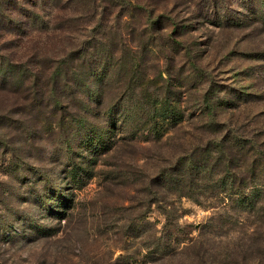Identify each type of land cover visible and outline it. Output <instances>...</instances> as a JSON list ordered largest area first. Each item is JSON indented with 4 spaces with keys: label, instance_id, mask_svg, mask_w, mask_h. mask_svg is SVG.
I'll list each match as a JSON object with an SVG mask.
<instances>
[{
    "label": "rangeland",
    "instance_id": "obj_1",
    "mask_svg": "<svg viewBox=\"0 0 264 264\" xmlns=\"http://www.w3.org/2000/svg\"><path fill=\"white\" fill-rule=\"evenodd\" d=\"M176 2L168 8L179 25L186 24L175 34L180 50L168 47L158 58L145 56L140 72L155 76L149 89L155 95L162 85L157 75L163 72L166 79V71L170 73L169 96L177 98L178 112L184 114L180 125L165 128L158 139L117 141L88 164L81 184L66 188L62 164L48 155L50 132L38 144L45 152L42 159L29 158L20 152L25 144L14 139L7 121H0V264H264V209L236 214L226 199L213 197L218 191L205 190L199 201L164 192L162 204L142 192L149 180L174 168L193 147L206 144L211 132L194 129L200 112H213L215 136L236 130L264 145L263 26L247 20L248 12L236 1L229 2L238 20L227 26L211 22L210 15L199 16L193 5ZM45 12L41 26L1 30L0 49L17 57L59 49L58 36L53 37L59 12ZM86 30L73 32L77 42L93 28ZM13 155L18 174L11 173ZM40 171L46 172L51 191L73 194V207L61 220L30 197V186L40 190ZM210 220L212 226H207Z\"/></svg>",
    "mask_w": 264,
    "mask_h": 264
},
{
    "label": "trees",
    "instance_id": "obj_2",
    "mask_svg": "<svg viewBox=\"0 0 264 264\" xmlns=\"http://www.w3.org/2000/svg\"><path fill=\"white\" fill-rule=\"evenodd\" d=\"M178 1L197 7L199 16L210 15L219 26L238 20L230 0H0V31L41 26L48 8L59 12L53 28L59 49L23 57L0 49V112H24L16 118L0 115V121L6 120L14 139L25 144L20 152L42 159L45 152L38 146L49 131L50 160L62 164L65 187H77L90 171L88 164L117 141L158 139L165 128L180 125L184 114L178 112L177 98L169 96L170 73L166 71V79L163 72L157 75L162 85L155 95L149 92L155 76L140 72L145 56L156 58L168 47L180 50L175 34L186 24L179 25L171 16L173 8H168ZM232 1L248 12L247 20L264 28V0ZM114 12V20H109ZM80 26L85 31L92 27L93 32L81 33L84 39L77 42L73 32ZM154 34L159 35L157 40ZM184 71L189 70L184 67ZM195 119L199 127L194 129L211 132L206 144L193 147L174 168L149 180L142 192L162 204L164 192L175 199L199 201L205 190L218 191L213 197L226 199L236 214L263 211L264 145L254 135L236 130L215 136L218 125L213 112H200ZM13 157L11 173L18 174ZM46 175L39 172L40 190L30 186V197L61 220L73 207V194L51 191ZM207 226H212L211 220Z\"/></svg>",
    "mask_w": 264,
    "mask_h": 264
}]
</instances>
